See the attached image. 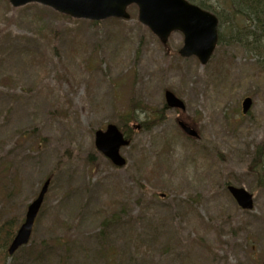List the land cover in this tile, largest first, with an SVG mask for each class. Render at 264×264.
<instances>
[{"label": "rangeland", "instance_id": "374dc122", "mask_svg": "<svg viewBox=\"0 0 264 264\" xmlns=\"http://www.w3.org/2000/svg\"><path fill=\"white\" fill-rule=\"evenodd\" d=\"M230 3H213L222 42L203 65L179 54L183 33L163 44L135 6L92 23L0 0V225L15 230L50 179L29 243L6 264H264V52L236 40ZM126 122L117 167L95 136Z\"/></svg>", "mask_w": 264, "mask_h": 264}, {"label": "water", "instance_id": "95a60500", "mask_svg": "<svg viewBox=\"0 0 264 264\" xmlns=\"http://www.w3.org/2000/svg\"><path fill=\"white\" fill-rule=\"evenodd\" d=\"M14 6L38 2L50 6L54 10L70 14L76 18L104 20L109 17L129 18L127 6L136 3L139 7L140 21L149 26L166 43L173 31L184 34V46L180 53L185 57L196 55L203 64L210 59L218 41V18L199 6L187 0H10ZM166 101L169 107L185 109L184 102L173 92L166 91ZM244 112L251 105V99L246 98ZM183 130L192 136L198 132L184 122H180ZM96 147L104 153L115 165L123 166L125 158L120 154V148L127 145L122 132L115 125H109L106 131L96 132ZM50 180H47L37 198L30 204L26 219L13 239L9 253H14L20 246L28 243L36 216L41 208ZM229 190L242 208L253 207L252 194L244 188L229 186Z\"/></svg>", "mask_w": 264, "mask_h": 264}, {"label": "trees", "instance_id": "16d2710c", "mask_svg": "<svg viewBox=\"0 0 264 264\" xmlns=\"http://www.w3.org/2000/svg\"><path fill=\"white\" fill-rule=\"evenodd\" d=\"M207 4L208 3L201 2V5L204 7L208 6ZM222 9L223 11L225 10V18L228 20V26L233 28V25H236L238 27V36L236 40L243 44L250 43L246 45H251L254 49H261L260 51L264 52V47L262 46V34L264 35V0H231L230 6H228V8L223 6ZM216 13L220 18L221 24H223L225 21L222 14L217 10ZM230 21L234 22V24H231ZM251 27L257 28L251 29ZM137 106L143 105L139 103ZM159 115H161V117L152 115L148 117L147 120L140 122L141 127L150 129L164 117L166 118V116H162V113ZM131 118L134 119L135 114ZM127 122L123 129L127 131L128 137L131 138L133 129L128 127ZM10 223L11 222L0 225V264H6L8 246L18 227L17 225L14 230V228L10 227Z\"/></svg>", "mask_w": 264, "mask_h": 264}]
</instances>
